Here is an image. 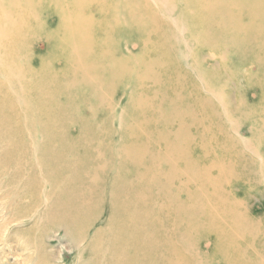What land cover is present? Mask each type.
Returning <instances> with one entry per match:
<instances>
[{
	"label": "rangeland",
	"instance_id": "obj_1",
	"mask_svg": "<svg viewBox=\"0 0 264 264\" xmlns=\"http://www.w3.org/2000/svg\"><path fill=\"white\" fill-rule=\"evenodd\" d=\"M13 1L5 0V3L10 6L15 4ZM112 1L118 0H95L89 12L83 14L79 11L82 19L63 26L65 42L73 47L68 54L66 46L63 49L53 42L55 46L49 47L48 39L35 41L34 51L38 59L34 65L43 71L38 82L50 84L54 103H58L54 104L52 111L61 117L62 110H65L66 118L61 121L69 134L70 147L84 154L78 159L69 153L71 159L83 166L88 162L94 163L95 173L87 178L102 179L104 170L112 167L104 158L105 154L125 152L129 148L145 149L148 158L135 164L134 169L137 172L138 169L149 171L147 181L156 185L150 190L145 188V193H134L132 198L136 202L135 197H147L148 200V207L144 206L143 211L144 223L149 225V234L153 235L149 238L150 264H264V126L254 130L247 120L256 108L258 96L263 95L264 79L260 84L255 79L260 80V76H264V49L257 52L241 44L232 45L230 41L235 32L232 35L228 32L234 23L248 22L244 17L248 8H236L241 18H233L234 21L231 18L215 20L220 23L214 28L211 19L208 21L206 16H202L201 21L194 16V11L199 9L194 3L190 6L189 2L181 0H119L110 7ZM235 1L240 3L244 0ZM159 2L162 5H158ZM56 6L64 8L68 15L78 10L72 0H16L24 40H33L36 35L44 37L48 34L52 38L59 35L56 13L63 15ZM163 6L176 15H166L168 10ZM128 12L131 14H126ZM110 15L114 19H110ZM152 15L157 16L158 21L150 22ZM45 23L47 26L43 30ZM95 23L99 26L100 38L95 43L82 44L79 41L82 44L79 45L76 32ZM179 28L183 34L181 38L185 36V43L189 46L172 34ZM114 30L119 36L113 33ZM223 33L225 35L222 36ZM262 39L264 36L260 41ZM175 46L182 53L179 54ZM107 49L113 52L110 58L101 56ZM186 50L188 53L185 55ZM91 51L103 54L98 55L97 60L84 56ZM229 54L230 57L224 56ZM76 58L80 62L77 66L73 64ZM112 58L116 63L107 65L113 61ZM185 58L189 63L198 60V66L193 67L194 73L188 68ZM84 59L89 60L87 67L81 62ZM88 67L97 74L87 78L89 81L92 78L91 82L86 80V76L78 75L83 70L89 71ZM261 67L263 71L260 72ZM119 68L125 73L117 72ZM126 75H131V81H123ZM206 77L209 79L207 82ZM88 83H92L91 87ZM205 83L209 88L204 86ZM211 89L213 93L217 91L226 95L228 110L234 112L235 128L226 120L224 110L218 107V99L207 92ZM204 94L209 100L211 98L208 105H203L202 101L196 105L192 102ZM36 98L42 100L43 96ZM261 103L264 108V97H261ZM182 104L186 111L182 110ZM201 110L204 112L202 115ZM195 120L202 122L200 125L205 131L193 123ZM252 142L255 149L257 146L256 150L250 146ZM167 146L174 149L167 152ZM124 148L126 150H121ZM232 151L239 153L240 163L237 165L236 158L230 154ZM259 153L263 157H257L255 163V155ZM98 156L104 159L97 162ZM226 159L234 165L229 173ZM211 162L222 166L225 170L223 177H215ZM253 163L255 168L251 166ZM170 179L172 184L167 189L162 182ZM100 180H97V187L101 194ZM131 184L136 190L140 187L137 178ZM214 188L222 194H213ZM10 189L12 187L0 190V264H35L32 261L37 255L35 243L40 239L43 241L41 250L45 254L56 256L55 259L58 255L60 257L59 260L50 258L38 264L86 261V252L78 256L77 248L61 233L49 230L40 238L37 235L40 231L31 234L26 230L27 227L39 230L40 222L23 219L11 224L9 213L15 198L2 196L9 195ZM223 196L232 203L233 212L224 217L219 210L215 213L204 211L205 205L220 204ZM23 202L29 203L27 199ZM103 203V215L97 225L105 229L108 199L105 198ZM134 210H140V206ZM17 225L19 227L15 230L8 229ZM225 228L227 231L238 229L226 233ZM157 238L162 240L156 244ZM172 247L176 249V258L169 251Z\"/></svg>",
	"mask_w": 264,
	"mask_h": 264
},
{
	"label": "bare ground",
	"instance_id": "obj_2",
	"mask_svg": "<svg viewBox=\"0 0 264 264\" xmlns=\"http://www.w3.org/2000/svg\"><path fill=\"white\" fill-rule=\"evenodd\" d=\"M14 1L16 4V0ZM72 1L78 9L74 12V14L68 15L64 12V8L56 6V9H59L63 15L61 16L56 13L57 20L55 21L61 36L60 33L59 35H55L53 38L49 37L48 34L44 37L36 35L33 40H24L25 34L22 30L23 23L21 22L18 9L15 7V4L9 6L5 3V0H0V190H7L9 187H12V189L8 191L10 192L9 195H2L7 198H15V203L12 202L9 213L11 215V224L21 222L23 219L32 222H40L39 224L41 227L39 230L37 229L34 231L33 227L26 228V230L31 234L40 231L37 232V235H40V238L42 237V234L45 235V232H48L49 230L61 233L64 237L69 239L74 248H77L78 256H80V253L82 255L86 252V261L84 263L80 262L77 264H150L149 260L151 252H149V238L153 237V235L149 234V225L144 223L143 211L144 206L148 207V200L147 197L145 199H143L142 196L140 198L135 197V199L138 200L136 202L132 198L134 193H145V188L150 190L151 186L156 185V183L150 185V182L147 181L149 171L143 172L138 169L137 172L134 169L135 164L138 165L144 159L148 158L145 153V149L129 148L126 150V148H124L121 150H126L125 152H109L104 155V158H107V160L110 161L112 167L104 170L102 179H96L95 177L87 178L90 174L95 173L94 163L88 162L87 166H83L79 164V161L75 162L71 159L72 157L69 153H72L75 155L74 157L78 159L83 158L84 154L81 153L80 150L77 149L75 151L70 147L68 142L69 134L66 130H64V126L62 124V119L66 118V115H64L65 110H62L63 112H61V117L56 116V113H53L52 111L56 101L54 103L55 98L51 93L52 88L50 90V84L47 82L39 84L38 82L40 76H43V71L38 68L36 64L34 65L38 59V55L36 51H34L35 41L37 39H48L49 47H51V45H53L52 47L55 46L53 42L56 44L58 43L63 49H65L64 46H66L68 54L71 50H73V47L65 42L63 36V26L69 22L82 19L83 16L79 11L83 14H86L85 11L89 12L92 3L95 0ZM118 1L110 2L109 6H115V3ZM157 1L159 0H156V2ZM181 1L183 3L189 2L190 6L192 3L197 5L199 9L197 11L195 10L194 13L192 12L194 16L198 17L197 19L199 20H201L202 16H206L208 21L211 19V24L214 25V28L215 24L220 23H217L215 20L220 19V21H224L231 18L234 21L233 18H237V13H239L237 10L236 12L235 9L242 8L244 6L247 7L248 9L246 10L244 17L248 19V22L234 23V26L232 27L233 29L228 31L230 35L235 32V35L232 36L233 40L230 41V44L231 42L232 45L241 44L242 46L248 47L249 50L254 49L257 52L264 49V45H262L264 39L260 41V39L264 36V0H250L247 3H244L246 0L240 3L235 0ZM159 4L162 5V2H159L158 5ZM172 5L170 6L175 7ZM166 6L163 7L166 8ZM66 8L67 6L65 5V9ZM166 10H168L165 12L166 15H176L175 11V13H173V11L167 8ZM199 10L201 13H199ZM65 11H67V9ZM126 14L130 15L131 13L128 12ZM178 14L180 15V13ZM109 18L114 19L112 15H110ZM238 18H241V16ZM156 20L158 21L157 16H150V22ZM208 24H210V22ZM44 25L45 28L42 27L43 30L46 29L47 24L45 23ZM110 27L114 28L113 26ZM99 31V26L96 23L89 28L80 29L76 32L78 43L79 41L82 44L90 43L91 41L95 43L100 38ZM116 32L117 30H114L113 33L117 35ZM173 33L174 37L176 36L177 39L180 38V40L185 43V36L181 38L183 34H181L180 28L177 29L176 33L172 31V34ZM223 35H225V33H223L222 36ZM117 36H119V34ZM80 43L79 45H82ZM177 46H175V49L179 52V54L182 53L181 50L177 49ZM186 46L189 45L186 44ZM103 52L105 51L103 50ZM103 52L98 54L99 52L95 53L91 51L89 53H85L84 56H87L92 60H97L98 55L103 54ZM187 53L188 51L186 50L185 55ZM112 54V50L107 49V52L101 56L106 55L110 58ZM230 55L231 54H229V56H224L230 57ZM88 61L89 60L87 59H84L83 61L81 60L85 66ZM142 61L143 60H141V63ZM185 61L186 64H188V68L194 73L195 68L193 67L198 66V60L189 63L185 58ZM201 61L202 59H200V63ZM79 63V60L76 58L73 64L77 66ZM112 63H116L115 59L107 65H111ZM88 64L89 63H87V65ZM118 67L119 66H117V68ZM86 69H89V67ZM90 69L86 72L84 70V72H78V75L86 76V80L89 81L87 78H90V76L92 77V75H97L93 69L91 70L94 71L95 74L92 73ZM116 71L125 73V70L120 68L116 69ZM261 71H263V67L260 68V72ZM261 76L260 80L255 79L256 83H262L261 79H264V76L263 74ZM126 77L127 78H124V80L122 79L124 82L131 81V75H126ZM201 79L202 81H205L203 78ZM91 80L92 78L89 82H91ZM207 80L209 79L207 78L205 82H207ZM91 84L92 83H88L89 87H91ZM208 85L206 84L204 86L206 87ZM194 86L196 87L195 84ZM207 92H211L213 98L215 96L218 99V107H221L224 110L223 115L226 120L233 128H235L236 124L234 112H230L228 110L226 95L224 96L217 91L213 93L212 89ZM38 95L43 96L42 100H37L36 96ZM93 96H96V93ZM261 97H264V87L263 95L261 96L260 94L258 96V99L255 102L256 108L253 106V112L250 113L251 117L250 119H247L251 123L254 130H258L264 126V108L262 107ZM197 98L200 99V97ZM197 98H194L192 101L195 105L198 101H202L203 105H208L211 102V98L209 100L207 98V94L202 95L200 100ZM180 106H183L182 110H185V105L182 104ZM188 111L189 110H187V112ZM203 113L204 112L201 110L200 115ZM57 114L59 115V113ZM193 123L198 128L200 126L202 131H205L204 126L200 125L202 124L201 121L197 122L195 120ZM253 144L254 142L250 143L252 148H254ZM173 149L174 147L167 146V152L172 151ZM118 154H121V157L118 158ZM230 154L236 158L235 165H237L238 162L240 163L239 153L236 154L232 151ZM257 157L261 158L263 156H260V153L259 155H255V163H257ZM104 158L98 156L97 162ZM220 161L225 163L224 160ZM212 164V171L215 173V177L217 179L223 177V171L225 170L222 169V166L218 165L216 162ZM254 165L256 166L254 163L251 166L254 167ZM225 166L229 173L231 172L229 169H232L234 165H232L230 160L226 159ZM97 169H99V167H97ZM186 172L190 173V171ZM186 172H182V174H186ZM192 174L193 173H191V175ZM200 176L204 178L201 171ZM134 178L139 179V192L131 184ZM97 180H100L101 183L100 185L103 190L101 191V194L100 189L97 187ZM171 182L172 179H170V181L166 180L162 182V185L167 187V189H170L172 184ZM217 188H214L212 193L221 195L222 191H219ZM94 196L95 198H93ZM113 197L116 199L114 200ZM105 198L109 201L107 205L108 223L107 227L103 229L98 227L97 222L103 215L101 206H103L102 204H104L103 201ZM22 199H27L29 203L24 204ZM219 200L220 199H217L216 201ZM137 206H140V210L135 211L134 208ZM217 210L222 211V216L225 217L228 213L233 212L232 203L228 201L225 196H223L220 204L204 206V211H213L215 213ZM18 227L19 226L17 225L14 227H8V229L11 228L12 230H15V228ZM237 229L238 228H233L230 229V231H227L225 228V232L233 233ZM160 238H162V235ZM160 240L162 239L157 238L156 244L159 243ZM42 242L43 241L40 239L35 243L37 255L33 256L32 259L35 264L50 258H56V256H49L41 250ZM169 251L176 258V249L172 247ZM57 257L59 260L60 255Z\"/></svg>",
	"mask_w": 264,
	"mask_h": 264
}]
</instances>
